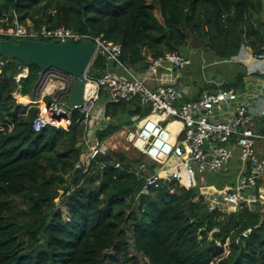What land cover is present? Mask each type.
<instances>
[{
  "label": "trees",
  "instance_id": "1",
  "mask_svg": "<svg viewBox=\"0 0 264 264\" xmlns=\"http://www.w3.org/2000/svg\"><path fill=\"white\" fill-rule=\"evenodd\" d=\"M14 14L38 28L64 26L121 44L123 62L137 71L147 56L183 54L193 43L222 61L244 46L255 56L264 50L260 0H0V26ZM7 59L0 72V264H264L261 207L210 210L201 189L184 180L140 194L143 180L132 171L146 163L141 153L111 152L98 160L103 170L97 163L75 170L83 123L75 116L68 130L35 132L41 108L15 95L31 94L40 70L31 66L16 82L25 66ZM92 68L95 76L107 64L97 57ZM144 113L136 103H108L116 123L99 138Z\"/></svg>",
  "mask_w": 264,
  "mask_h": 264
},
{
  "label": "built area",
  "instance_id": "2",
  "mask_svg": "<svg viewBox=\"0 0 264 264\" xmlns=\"http://www.w3.org/2000/svg\"><path fill=\"white\" fill-rule=\"evenodd\" d=\"M260 1L264 7V0ZM5 23L6 26H0V38L4 39L91 40L96 46L93 61L101 57L107 65L113 63L127 76L117 77L107 68L97 70L94 76L92 61L85 73V103L71 106L68 99L75 83L73 75L58 68L40 72L32 98L23 104L41 108L32 121L35 132L47 127L68 130L75 116L83 123L75 170L86 172L95 163L103 170L106 165L98 160L118 152L115 143L108 140L115 138L116 141L119 136V145L134 148L147 160L132 171L143 180L140 194L147 195L152 188L193 177L196 173L230 174V166L235 163L239 166L237 185L221 190L202 187L205 203L210 210L264 209V188L261 187L264 181V87L253 94L256 101L243 102L242 94L236 90L208 80V88L197 99L187 100L179 87L180 70L192 65V59L185 54L149 55L144 62L146 69L137 71L123 62L122 45L109 42L103 36L80 34L64 26L53 30L44 25L38 28L31 20L20 21L17 14ZM257 58L264 62V50ZM8 62L7 58L0 57V72ZM89 83H94L97 89L87 99ZM101 100L103 104L98 108ZM118 102L136 103L145 113L134 116L130 124L101 140L99 134L116 123L107 117L106 105ZM173 124L178 126L171 129ZM152 165L156 168H151ZM248 232L242 237H247ZM239 240L240 237L237 242Z\"/></svg>",
  "mask_w": 264,
  "mask_h": 264
},
{
  "label": "rangeland",
  "instance_id": "3",
  "mask_svg": "<svg viewBox=\"0 0 264 264\" xmlns=\"http://www.w3.org/2000/svg\"><path fill=\"white\" fill-rule=\"evenodd\" d=\"M194 44L195 43L188 45V48L187 49L185 48L182 51L183 54L189 56L192 59V65L184 70H180L182 81H187L189 84L188 86H191L190 88L192 89L196 90L197 88H203L205 86H208L207 85L208 80H212L216 84L222 83L225 85L231 82H237L240 80V78L245 79L249 77L254 82H258L259 79H258V76H256L255 71L258 70L259 72H264V67H261V68L258 67V69H255L258 64L264 66V62L258 59L257 56L255 58L254 57L251 58L250 60H248V62L246 61V58L250 57V54L248 55V52L246 54V52L242 51L240 52V55H238L239 57H234L231 60L222 61L214 57L211 52L206 51L205 49H201L200 47L195 46L196 44L195 45ZM253 62L254 64H256V66H252L251 68L249 64ZM107 66H108L107 67L108 70L115 68V65L113 63H110ZM253 68H254V71H253ZM116 70L118 72L114 71V74L117 77L122 76V77L127 78V76H125V73H123L122 69L117 67ZM260 91L261 89L258 88L257 92H260ZM239 93L242 94L241 98L243 102L256 101L255 95H249V93H247L246 91H239ZM102 104H103V100L99 101L97 104L98 108ZM117 138L118 139H116V141H115V138L114 139L110 138L108 141L111 144L115 143L116 149L118 152L125 151L130 156L131 159H136V158L141 157L140 152H138L134 148H128V147L126 148V147L119 145L117 142H119L120 140L119 138L121 137L118 136ZM144 161L147 162L146 158ZM234 164L235 163H233L230 166L231 172L233 173L235 171ZM233 173L232 174H227V173L212 174V173L206 172L203 175L196 173L193 177H184L182 180H184L188 184H192L194 187L199 188V189H201V187L204 186V187L215 188L217 190H221L223 188H231L237 185L238 183L237 175ZM67 177L68 176H66V179H68ZM261 187L264 188V181L261 182ZM57 203L60 204L61 200L57 199ZM231 208H234V207H231ZM130 252L132 255H137V253L133 250V248L130 250ZM112 254L113 253H111V255ZM141 260H142V264H147V261L145 259L142 258Z\"/></svg>",
  "mask_w": 264,
  "mask_h": 264
},
{
  "label": "water",
  "instance_id": "4",
  "mask_svg": "<svg viewBox=\"0 0 264 264\" xmlns=\"http://www.w3.org/2000/svg\"><path fill=\"white\" fill-rule=\"evenodd\" d=\"M95 51L94 42L88 39L75 42L71 38L64 41L0 38V57L16 59L26 68L37 66L42 73L50 68H58L73 75L75 83L68 99L71 106L85 103V73L94 59ZM109 164L114 166L113 162Z\"/></svg>",
  "mask_w": 264,
  "mask_h": 264
},
{
  "label": "crops",
  "instance_id": "5",
  "mask_svg": "<svg viewBox=\"0 0 264 264\" xmlns=\"http://www.w3.org/2000/svg\"><path fill=\"white\" fill-rule=\"evenodd\" d=\"M242 51H244V52H246V54H247V52H248V55L250 54V57H247L246 58V61L248 62V60H250L251 58H253V53H252V50L249 48V47H246V46H244V47H242V49H241V52ZM243 52V53H244ZM240 55V54H239ZM237 57H239V56H237ZM252 62V61H251ZM255 62V61H254ZM254 62L253 63H251V64H249V66H251V68H252V66H256V64H254ZM108 67V66H107ZM258 67H264V66H262V65H257L256 66V68L255 69H258ZM25 69H27V74L25 75V76H23V77H21V78H19V80H21L22 78H25V77H27L28 76V74H29V68H26V67H24L20 72H23ZM108 69V68H107ZM111 71L112 72H114V71H117L116 70V67L115 68H113V69H111ZM253 71H254V68H253ZM118 72V71H117ZM124 73V72H123ZM255 74H256V76H258V82H254L253 80H251L249 77H247V78H245V79H242V83L240 84L241 86L239 87V89L238 90H236L235 88H229V89H234V90H236L238 93H239V91H246L247 93H249V95H253L255 92H257L258 91V88L259 89H262V87H264V72H259L258 70H256L255 71ZM17 76V75H16ZM15 76V77H16ZM262 77H263V79H262ZM220 84H222V83H220ZM189 84H188V82L187 81H182V78H180V80H179V87L181 88V90L184 92V95H185V98L187 99V100H189V99H197L199 96H200V94L204 91V90H206V88H208V86H205V87H203V88H197L196 90L195 89H192V88H190L191 86H188ZM222 85H224V84H222ZM195 87V86H194ZM196 88V87H195ZM15 96H18V98H19V100L22 102V103H28V101L32 98V92H31V94H28V95H22L20 92H18V93H16V95ZM21 96L22 97H27L28 98V101L27 102H25V101H23L22 99H21ZM234 167H235V171H234V173L233 172H230V174H235V175H237V179H238V171H239V166H235L234 165Z\"/></svg>",
  "mask_w": 264,
  "mask_h": 264
},
{
  "label": "bare ground",
  "instance_id": "6",
  "mask_svg": "<svg viewBox=\"0 0 264 264\" xmlns=\"http://www.w3.org/2000/svg\"><path fill=\"white\" fill-rule=\"evenodd\" d=\"M27 69H25L23 72H20L19 74H17V77H23V76H25L26 74H27ZM96 89H97V86L94 84V83H89L87 86H86V98L87 99H90L93 95H94V93H95V91H96ZM21 99L23 100V101H25V102H27L28 101V98L27 97H22L21 96ZM178 126V124H173V125H171V129L172 128H176Z\"/></svg>",
  "mask_w": 264,
  "mask_h": 264
}]
</instances>
